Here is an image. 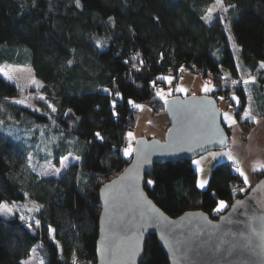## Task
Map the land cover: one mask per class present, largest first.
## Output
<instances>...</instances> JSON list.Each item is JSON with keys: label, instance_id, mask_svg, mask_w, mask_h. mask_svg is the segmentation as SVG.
Wrapping results in <instances>:
<instances>
[{"label": "trees", "instance_id": "16d2710c", "mask_svg": "<svg viewBox=\"0 0 264 264\" xmlns=\"http://www.w3.org/2000/svg\"><path fill=\"white\" fill-rule=\"evenodd\" d=\"M213 3L79 0L77 7V0H0V65L29 66L55 109L47 116L12 102L22 90L0 74V204L30 201L40 207L29 222L0 216V264H22L32 249L44 264H95L98 191L131 156L123 155V142L139 109L128 101L163 114L162 99L152 91L164 84L158 77L172 76L175 84L180 70L207 82L212 76L215 89L209 95L226 102L220 79L254 78L249 89L264 115V0H223L226 7L234 5L226 13L242 65L222 17L202 19ZM246 85L232 95L241 100L235 119L248 130L252 121L241 119ZM29 154L56 163L68 155L80 159L60 177H41L30 169ZM262 177L264 171L254 172L256 181ZM145 179L147 196L172 218L200 210L215 219L248 190L225 162L212 167L204 190L196 187L197 173L186 159L155 165ZM221 200L226 206L213 211ZM139 264H168L154 236L146 239Z\"/></svg>", "mask_w": 264, "mask_h": 264}, {"label": "water", "instance_id": "95a60500", "mask_svg": "<svg viewBox=\"0 0 264 264\" xmlns=\"http://www.w3.org/2000/svg\"><path fill=\"white\" fill-rule=\"evenodd\" d=\"M162 105L168 122L164 138H137L127 167L99 188L95 264H139L149 236L155 237L168 264H264V177L215 219L200 210L172 218L147 196L145 178L155 165L192 161L208 151L229 146L213 96H165ZM220 139L223 144L218 142ZM142 144L157 147L145 152L149 163L138 166L136 149ZM132 184L134 190L129 188ZM148 214L160 217L162 223L154 222ZM177 241L183 245L182 255L170 247ZM130 243H137L138 250L134 257L125 259L122 253ZM106 244L112 249L108 254L103 251Z\"/></svg>", "mask_w": 264, "mask_h": 264}, {"label": "rangeland", "instance_id": "374dc122", "mask_svg": "<svg viewBox=\"0 0 264 264\" xmlns=\"http://www.w3.org/2000/svg\"><path fill=\"white\" fill-rule=\"evenodd\" d=\"M209 8H213L214 11L212 12L211 20H209L207 23H210L216 15H219L223 18L225 25H227V27L225 29H226V34L228 36L230 48H231L232 52L234 53V55L236 57V61L238 62V64L242 65V60H241L240 56L237 55L239 47L237 48V45L234 42L233 34L231 31V25L228 21L227 13L222 11L220 8L216 7L215 0H214V3ZM0 74H2L8 80L14 82L22 90L21 95L18 98L12 99L11 100L12 102H14L16 100H22V101H24V103L18 104V105L23 106V107H27L31 110L36 111V112H41L43 114H46L47 116H49L51 114L53 107L52 108L49 107V105H51V104L39 92V89L42 87L43 83L35 77L32 69L29 66H16V65L9 64V63H3L0 65ZM165 77L171 78L170 81L164 80L165 86H163L161 91H163L165 93V96H169V95L174 94V95H180L182 97H188V96H197V95H201V94H209L210 91L209 92L203 91V88L205 87V85H207L209 88H211L212 91L215 89L213 84L209 83L210 80L207 82L203 77H201L200 75H198L196 73H185L183 75V77L179 78V80L175 84L173 83V77L172 76L166 75ZM191 83H193V85H197L198 87L197 88H191L192 87ZM37 85H40V87H37ZM178 88H182V89H184V91H182V92L177 91ZM40 97H43V99L41 100ZM221 97L223 99H221ZM217 105H218V108L221 112V119H222L223 123L228 124L224 120V113H227L229 116H231L233 119H235L234 111L239 107V103H237L236 100L234 101V104H231V102L230 103L228 101L226 102V100L224 99V97L222 95H218ZM141 106H142L141 108H138L139 109V115L136 119L134 129L132 131H130L133 133V138L131 140L132 147H133V142L137 138L144 137L147 139H150V138L163 139L164 134H165V131L161 130L152 120L153 119L152 117H155L156 115H160V114L153 113L150 109H148L144 105H141ZM37 109H38V111H37ZM161 115H163V114H161ZM167 124H168V122H167ZM167 128H168V125H167ZM28 130L29 129L25 128V132H28ZM243 132L246 133V137H247L248 130L244 129V130H242L241 133H243ZM240 137H241V139H246V137L242 138L241 134H240ZM126 139H127V145H128V143H129L128 138L126 137ZM227 148H229V146ZM227 148H225L223 150H211V151L206 152L203 155H200L196 159H194L195 161H199V165H197V166L202 167V168H206V167L208 168L209 167L207 181L209 180V175H210V171H211L212 167L214 165L222 162V161H218V162L212 163L211 161H212L213 156L211 155V153H224L227 150ZM65 157H68L67 165L76 161L74 159V156L68 155ZM194 160H192L191 162H193ZM60 161H61V159L57 163L53 162V161L46 162V161H40V160L38 161L37 158H34L33 156H31V159H29V157H28V165H29L30 169L41 177H48V176L60 177L65 172L67 167L62 168L58 175L50 174V173L54 172L55 169L61 167ZM210 162L212 163V165L210 164ZM194 165H196V164H194ZM196 173H197V171H196ZM202 177H203V179H205L204 173H203ZM200 179H201V175H200ZM207 185H208V183H207ZM207 185L205 186L204 189L207 188ZM198 189L204 190V189H200V188H198ZM24 203L25 202H13V203L5 202V201L2 202L0 205L7 206L11 211V215L0 214V216L2 218L9 219V218H13L15 216L23 215L25 221L29 222V221L33 220L34 219L33 215H34L35 211L34 210L29 211V210L35 208L34 204L31 203L30 201H27L25 204ZM14 204H15V206H13ZM0 212H2V210H0ZM23 262H24V264H44L42 258L40 257V255L37 253V251L35 249H32L29 258H27L26 260H23Z\"/></svg>", "mask_w": 264, "mask_h": 264}, {"label": "crops", "instance_id": "0c3cea01", "mask_svg": "<svg viewBox=\"0 0 264 264\" xmlns=\"http://www.w3.org/2000/svg\"><path fill=\"white\" fill-rule=\"evenodd\" d=\"M245 80H249L250 83L249 85H246L244 87L245 93L248 96V101L245 106V109H248L250 113V117L243 120L252 121L251 125L250 124L248 125L249 129H248L247 137L246 139H241L240 134L242 130H244V128L237 121L235 124L231 126H229L226 123H223L225 126H227L230 129L229 148H227V150L224 153H230L231 156L235 159L236 163L233 164V162L230 161L227 158V156H223V155H218L216 156L215 159L212 158L211 162L212 163L218 161L225 162L229 166H231L234 169V171L236 167H240L248 178V182H249L248 185H245L243 177H240L239 173H237L236 171L235 172L242 179L245 188H249L256 181L254 178V172L264 171V115H259L260 114L259 108L255 105V99L252 96L253 91L250 90L253 88L251 84L254 82V80L253 79L250 80L249 78H244V81ZM191 86H192L191 88L198 87L197 85H193V83H191ZM213 91H210V93H212ZM247 91H249V93ZM235 96L238 98L239 106H240L241 100L237 95ZM232 101L234 102L235 100ZM251 117H255V120L251 119ZM152 118L151 119L153 120V122L161 130L163 131L166 130L168 124L166 117L164 115L160 114ZM211 162L210 164L212 165ZM192 166L195 169V171H197V167L199 166H197V164L194 165L193 162H192ZM199 168L202 169V171L200 172L197 171V179L198 178L200 179V175H201V179H203L202 175L204 173L205 174L204 180H207L209 167L208 168L199 167Z\"/></svg>", "mask_w": 264, "mask_h": 264}, {"label": "snow or ice", "instance_id": "6c2138e0", "mask_svg": "<svg viewBox=\"0 0 264 264\" xmlns=\"http://www.w3.org/2000/svg\"><path fill=\"white\" fill-rule=\"evenodd\" d=\"M215 5H216V7L220 8L224 12H227L228 7H234V5H228L227 7H225L224 4H223V0H215ZM79 6H80L79 5V0H77V7H79ZM213 11H214L213 8H209L208 11H207L206 16L205 17H202V19H204L205 22H208L209 20H211V18H212V12ZM221 20L223 21V18H221ZM225 27H227V25ZM133 59H136V57H133ZM69 63H71V61H69ZM133 67H135V65H133ZM260 67L261 68H264V62L261 63ZM158 79L167 80V81H170L171 80L170 77H165V76L158 77ZM249 79L251 80V79H254V78H251L250 77ZM233 83L235 84L236 81H233ZM244 83L245 84L249 83V80H245ZM37 87H40V85H37ZM104 91H108V89H104ZM177 91H181L182 92V91H184V89L178 88ZM203 91L209 92V91H212V89L209 88L207 85H205V87L203 88ZM156 95L160 99H162V100L165 97V93L163 91L159 90V89L157 90ZM116 96L119 97L120 96V93L117 92L116 93ZM40 99L42 100L43 97H40ZM221 99H223V98L221 97ZM232 99L233 100H236L237 103H239L238 98L235 95H233ZM14 103H16V104H23L24 101H22V100H16V101H14ZM112 103H113V115H117V113L114 110L115 109V101H113ZM128 103L129 104H133V106L135 108H141L142 107L141 105L134 104V102L131 101V100H129ZM49 107L52 108V105H49ZM52 110L55 111L54 108ZM37 111H38V109H37ZM249 117H250V113H249L248 109H245L244 113L241 115V119H247ZM251 119L255 120V117H251ZM224 120H225V122H227L229 124V126H231V125H233V124L236 123V120L233 119L231 116H229L227 113H224ZM94 135L98 139H103L102 136H101V134L99 132H96ZM126 135H127V138H128L129 143H128V146L127 147H124L122 151H123V155L125 157H128L133 152V147H132V144H131V140L133 138V133L132 132H128ZM218 142L220 144H223L224 143L223 139H220ZM155 147H157V146L142 144V146L140 148H137L136 149V153H137V157H138V166H139L140 163H149V161L147 160V157L144 154H145V152L148 149H154ZM201 147H203V145H201ZM211 155L213 156L214 159L218 155L227 156V158L230 161H232L233 164L236 163L235 159L231 156L230 153H211ZM29 159H31V154H29ZM74 159L79 160L80 158L79 157H74ZM67 161H68V157H62L61 158V161H60L61 167L55 169L54 172H52L50 174H52V175H58L60 173V171H61L62 168H66L68 166L67 165ZM193 163L199 165V161H195L194 160ZM197 171L200 172V171H202V169H200L199 167H197ZM235 171L237 173H239L240 177H243L244 184L245 185H248V183H249L248 182V178L245 175V173L243 172V170L240 167H236L235 168ZM207 183H208L207 180L199 179L198 178L197 181H196V187L197 188H200V189H204L205 186L207 185ZM147 184L149 186H151V185L154 184V181L153 180H148L147 181ZM129 188L131 190H134L135 185L134 184L129 185ZM240 191H244V189L241 188ZM237 203L240 204L242 202H237ZM13 206H15V204ZM225 206H226L225 205V202L221 200V201L218 202V206L215 209H213V211L219 212ZM0 210H2V212H0V214L11 215L10 209L7 206H5V205H0ZM33 210L34 211H39L40 210V207L39 206L38 207H35L34 209H30L29 211H33ZM142 215H144V214L142 213ZM148 215H149V218L152 219L154 222L162 223L160 217H153L150 214H148ZM20 218H21V220H23L24 219V216L21 215ZM35 223H36V226L37 227L40 226V221L39 220H36ZM29 227H31V225H29ZM167 230L169 231V233H171V231H172L171 229H167ZM52 232H53V229L51 227H49V233L51 234ZM170 247L173 248L174 253H176L178 255H182L183 254V250H184L183 249V245L179 241H177V245H170ZM99 250L100 249L98 248V251ZM137 250H138V244L137 243H130L129 248L124 253H122V256L125 259H131L132 257L135 256ZM103 251L105 252V254H108V253L112 252V249H111L110 245L106 244L105 247H104V249H103ZM112 254L115 255L114 252ZM22 264H24V262H22Z\"/></svg>", "mask_w": 264, "mask_h": 264}, {"label": "built area", "instance_id": "2783aa9c", "mask_svg": "<svg viewBox=\"0 0 264 264\" xmlns=\"http://www.w3.org/2000/svg\"><path fill=\"white\" fill-rule=\"evenodd\" d=\"M183 72L184 71H181V70L178 72V78L183 77V74L185 73V72L184 73ZM207 79L212 80L213 77L208 75ZM220 80H221V83L223 84L224 89L226 90V92L224 94H226V98H227L228 102H230L232 100V97H233L232 93H233V90L235 88L246 85L244 83V81H241V80L240 81H236L235 84L233 83V81H230V80H227V79H220ZM163 86H164V84L159 83L158 85L152 87V91L157 92V90L158 89L161 90L163 88ZM263 89H264V87H263ZM241 136H242V138H245L246 137V133L245 132L241 133ZM123 146L124 147L127 146V139L124 140Z\"/></svg>", "mask_w": 264, "mask_h": 264}]
</instances>
